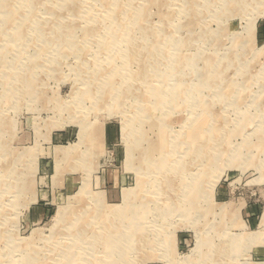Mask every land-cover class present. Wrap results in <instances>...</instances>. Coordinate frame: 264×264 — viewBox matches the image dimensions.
I'll return each instance as SVG.
<instances>
[{
    "label": "rangeland",
    "instance_id": "1",
    "mask_svg": "<svg viewBox=\"0 0 264 264\" xmlns=\"http://www.w3.org/2000/svg\"><path fill=\"white\" fill-rule=\"evenodd\" d=\"M263 48L264 0H0V264H264Z\"/></svg>",
    "mask_w": 264,
    "mask_h": 264
},
{
    "label": "bare ground",
    "instance_id": "2",
    "mask_svg": "<svg viewBox=\"0 0 264 264\" xmlns=\"http://www.w3.org/2000/svg\"><path fill=\"white\" fill-rule=\"evenodd\" d=\"M185 1V0H184ZM187 1V0H186ZM194 2V1H193ZM204 3V2H203ZM184 4V3H183ZM187 4H189V5H191V7H195V5L194 4H191V2L190 1H188V3ZM210 4H211V2H210ZM184 5H186V4H184ZM211 5H213V4H211ZM232 5L234 6V4H231V3H229V6H231L232 7ZM187 7H188V5H187ZM186 8V7H185ZM205 9H206V7H204ZM228 8V7H227ZM233 8V7H232ZM136 9V8H135ZM201 9V8H200ZM207 10V9H206ZM229 10V9H228ZM187 11V9L184 11V12H186ZM140 12V11H139ZM138 12V13H139ZM230 13H231V11H229ZM236 12V11H235ZM120 14V13H119ZM195 14V13H194ZM143 15V14H142ZM117 16H118V14H117ZM134 16V15H133ZM189 17V16H188ZM194 17V16H193ZM128 18V17H127ZM142 18V17H141ZM117 19V18H116ZM129 19V18H128ZM139 19V18H138ZM135 20V19H134ZM193 20V19H192ZM142 24V23H141ZM150 32V31H149ZM158 35V34H157ZM142 36V35H141ZM145 36V35H144ZM147 36V35H146ZM142 38H143V36H142ZM150 38H153V37H150ZM155 39V38H154ZM160 42V41H159ZM264 49V48H263ZM264 51V50H263ZM263 53V52H262ZM181 86V85H180ZM182 88V87H181ZM110 90V89H109ZM113 90V89H112ZM186 90V89H185ZM177 92V91H176ZM196 95V94H195ZM155 98V97H154ZM155 103V102H154ZM157 103H158V101H157ZM150 104V103H149ZM138 106V105H137ZM140 106V105H139ZM142 107V106H141ZM154 107H155V105H154ZM143 108V107H142ZM148 109V108H147ZM146 109V110H147ZM158 109V108H157ZM156 109V110H157ZM141 111H142V109H140ZM145 110V111H146ZM159 110V109H158ZM147 112H149V111H147ZM154 112V111H153ZM151 113H152V111H151ZM140 115V114H139ZM147 116V115H146ZM154 117V116H153ZM139 121V120H138ZM128 126V125H127ZM89 129V128H88ZM125 130V129H124ZM210 132V131H209ZM206 133H207V131H206ZM130 136H132V137H134V134L133 133H131V131L129 130V129H127V133H126V131H125V133H124V137L125 138H130ZM141 136V135H140ZM87 139V138H86ZM83 142V141H82ZM194 143V142H193ZM147 144V143H146ZM177 144V143H176ZM184 144V143H183ZM189 144V143H188ZM181 145V144H180ZM197 145V144H196ZM171 146H173V144L171 145ZM193 146V145H192ZM128 147V146H127ZM156 147V148H155ZM168 147V146H167ZM175 148V147H174ZM183 148V147H182ZM72 149V148H71ZM159 146H158V144H156V142H154L153 143V148L151 149V151L153 152V153H156L157 151H159ZM195 149V148H194ZM128 150V149H127ZM133 151H140V146H139V143L137 144H135L134 145V148L132 149ZM179 150V149H178ZM196 150V149H195ZM75 151V150H74ZM176 151V150H175ZM193 151V150H192ZM57 152V151H56ZM142 152V151H141ZM172 152V151H171ZM145 153V152H144ZM159 153V152H158ZM56 154V153H55ZM193 154H195V152L193 153ZM156 155V154H155ZM59 156V155H58ZM158 156V155H157ZM183 156H184V154H183ZM64 159V158H63ZM134 159H136V158H134ZM159 159H161V158H159ZM164 159H165V157H164ZM59 160V159H58ZM69 160V159H68ZM73 160V159H72ZM173 161V160H172ZM58 162V161H57ZM131 162V161H130ZM137 162V161H136ZM145 162V161H144ZM59 163V162H58ZM154 163V162H153ZM172 163V162H171ZM67 164V163H66ZM69 164V163H68ZM193 164V163H192ZM131 165V164H130ZM165 166V165H164ZM167 166V165H166ZM136 167V166H135ZM153 167V166H152ZM169 168V167H168ZM196 168V167H195ZM137 170V169H136ZM61 171V170H60ZM162 172H164V171H162ZM171 172V171H170ZM182 175V174H181ZM154 176V175H153ZM161 176V175H160ZM150 177V176H149ZM174 177H176V175L174 176ZM197 178H199V177H197ZM200 179V178H199ZM170 180V179H169ZM153 181V180H152ZM167 181V180H166ZM163 182H164V180H163ZM159 183V182H158ZM195 184V183H194ZM192 185V184H191ZM183 188V187H182ZM131 192V191H130ZM184 194V193H183ZM186 196V195H185ZM182 201V200H181ZM191 201V200H190ZM71 206V205H70ZM60 209V208H59ZM104 209V208H103ZM188 209V208H187ZM87 210V209H86ZM69 211H70V209H69ZM111 211V210H110ZM196 211V210H195ZM73 212V211H72ZM150 213V212H149ZM87 214V213H86ZM115 214V213H114ZM146 214V213H145ZM151 214V213H150ZM69 215H71V213L69 214ZM83 215V214H82ZM66 216V210L64 209H60V210H58V212H57V218H56V222H59V221H61L64 217ZM86 216V215H85ZM115 216H116V214H115ZM118 217V216H117ZM67 218V217H66ZM75 218V217H74ZM77 218V217H76ZM80 218V217H79ZM83 218V217H82ZM69 219V218H68ZM76 220V219H75ZM98 220V219H97ZM77 221V220H76ZM84 222V221H83ZM101 222V221H100ZM104 222V221H103ZM72 224V223H71ZM74 224V223H73ZM72 224V225H73ZM79 224V223H78ZM86 224V223H85ZM69 225V224H68ZM102 225V224H101ZM67 226V225H66ZM65 226V227H66ZM76 226H77V224H76ZM114 226V225H113ZM55 227V226H54ZM54 229H57V227L56 228H54ZM75 229V228H74ZM62 230H63V227H62ZM69 230V229H68ZM57 231H59V230H57ZM67 231V230H66ZM37 232V231H36ZM51 233V232H50ZM76 233V232H75ZM42 234V233H41ZM53 234V233H52ZM61 234V233H60ZM59 234V235H60ZM62 234H64V233H62ZM114 234V233H113ZM90 235V234H89ZM110 235V234H109ZM121 235V234H120ZM43 236V235H42ZM73 236V235H72ZM113 236V235H112ZM39 237V236H38ZM49 237H50V235H49ZM57 237V236H56ZM74 237L76 238V236L74 235ZM102 237V236H101ZM39 239V238H38ZM72 239V238H71ZM92 239H94V238H92ZM91 239V240H92ZM111 239V238H110ZM2 240V239H1ZM49 240V239H48ZM70 240V239H69ZM73 240V239H72ZM45 241H47V240H45ZM94 241V240H93ZM102 241V240H101ZM122 241H124V240H122ZM26 242V241H25ZM57 242V241H56ZM105 242V241H104ZM106 242H107V240H106ZM105 242V243H106ZM117 243H119V242H117ZM108 244H109V242H108ZM58 245V244H57ZM87 245H89V244H87ZM105 245V244H104ZM58 246H61V245H58ZM99 246V245H98ZM82 247V246H81ZM89 247H91V246H89ZM3 248V247H2ZM38 248H40V247H38ZM88 248V247H87ZM92 248V247H91ZM18 249V248H17ZM85 249V248H84ZM89 249V248H88ZM115 249V248H114ZM121 249V248H120ZM24 250V249H23ZM39 251V250H38ZM60 253L62 254V253H64V250H62V248H60ZM87 251V250H86ZM120 251V250H119ZM2 252V251H1ZM72 252V251H71ZM85 252V251H84ZM109 252V251H108ZM29 253V252H28ZM32 253V252H31ZM34 254H35V252H33ZM115 253V252H114ZM83 254V253H82ZM86 254V253H85ZM88 254V253H87ZM24 255H25V253H24ZM23 255V256H24ZM101 255V254H100ZM111 255V254H110ZM86 256V255H85ZM2 257V256H1ZM43 257V256H42ZM108 257V256H107ZM65 258H67V257H65L64 255H58V256H56V258L53 260L52 259V263H50V264H63V260L65 259ZM76 259H78V258H76ZM34 260V262L36 261L35 259H33ZM82 260H84V262H90L88 259H87V257H85L84 259H82ZM102 261V260H101ZM105 261V260H104ZM34 262H33V264H34ZM46 262V261H45ZM108 262V261H107ZM110 262V261H109ZM91 263V262H90ZM96 263V262H95ZM21 264V263H20Z\"/></svg>",
    "mask_w": 264,
    "mask_h": 264
}]
</instances>
